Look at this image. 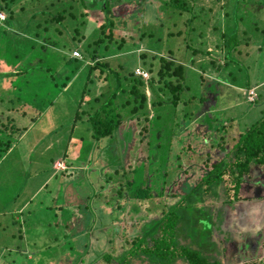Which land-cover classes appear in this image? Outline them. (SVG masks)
<instances>
[{
  "label": "rangeland",
  "instance_id": "obj_1",
  "mask_svg": "<svg viewBox=\"0 0 264 264\" xmlns=\"http://www.w3.org/2000/svg\"><path fill=\"white\" fill-rule=\"evenodd\" d=\"M183 1L172 11L165 0H111L107 19L113 24L106 29L113 39L95 44L106 22L99 2L92 8L79 0H0L5 15L0 21V148L10 144L7 153L0 151V264H105L106 256L114 262L113 255L128 248L143 223L164 210L162 203L183 195L220 160L218 144L229 148L261 117L264 0ZM59 13L65 15L61 23H44ZM179 30L182 36L167 38ZM94 50L109 70H93L89 77ZM159 57L185 66V82L166 78L182 84L176 106L164 81L158 82ZM137 70L150 73L137 84L146 109L133 116L124 109L117 131L95 142L87 114L97 107L98 94H109L103 75L112 86L110 71L124 77L142 72ZM35 78L40 85L32 87L33 96H15ZM128 79L125 85L132 84ZM248 87L253 94L245 98ZM160 100V106L153 105ZM206 113L218 124L208 128ZM76 114L81 120L73 128ZM213 125L227 127L226 132ZM55 161L67 170H54ZM252 169L239 194L243 204L226 216L224 230L231 227L235 242L225 245V264H251L264 256V170ZM149 176L151 199H133L137 187L127 188L126 181L138 184L137 178ZM63 186L71 202L64 207ZM94 195L101 206L94 205ZM86 206L89 216L80 217ZM27 218L37 224H27ZM25 241L26 250H5Z\"/></svg>",
  "mask_w": 264,
  "mask_h": 264
},
{
  "label": "trees",
  "instance_id": "obj_2",
  "mask_svg": "<svg viewBox=\"0 0 264 264\" xmlns=\"http://www.w3.org/2000/svg\"><path fill=\"white\" fill-rule=\"evenodd\" d=\"M85 1H88V3L91 2L89 5L92 8L97 6L96 3L99 2L102 5L101 9L104 17H106L105 24L100 25V36L102 37L94 43L100 44L104 42L105 38L108 41H112V34L106 29L107 26L111 28L113 24L110 19H107L111 14V0H79V2L83 4ZM117 2L119 3V0H116V3ZM163 4L166 9L167 7H171V10L175 11L177 10L176 8L183 7L185 2L183 0H165ZM186 10L188 9L185 7L184 11ZM260 13L264 14V7L263 11ZM72 15L73 14L70 13L69 17L72 18ZM50 19L53 20V22L57 21L61 23L65 19V15L59 13L49 19L47 18L44 23L49 22L48 20ZM193 21V19L187 20L188 24L191 26ZM41 23H38L36 27L39 29L42 28L40 26ZM235 26V31L237 32V25ZM46 29L45 27L42 30L45 31ZM213 29L216 31L217 28L214 27ZM37 34H35V36L39 37ZM182 35V31L179 30L175 33H167V38L174 36L180 37ZM186 49H189L188 45H186ZM196 53L197 51H192L193 55ZM141 57L145 59L143 55H141ZM90 60L89 77L93 70H99L100 74H103V69L109 70L108 65H104L98 61L96 50L92 52ZM154 65L155 60L153 59L150 63L151 68L149 69L153 78ZM156 69V76L158 75L159 77L158 82L164 81V86L173 94L170 103L176 106L183 92L182 84L178 83L174 85L171 81H166V78L177 77L182 82H185V66L177 64L174 60L159 57V64ZM110 72L113 76L112 86L110 85L111 81L106 75H103V79H101L105 81V86L109 94L105 97L104 93L101 92L93 99V105L96 104L97 107L91 115L87 114L86 111H81V114L88 115L89 129L92 132V137L95 142L109 137L117 131L122 125L123 117L121 116V111H124V109L129 116L137 115L140 111L146 109V96L140 93L137 87V84H143L141 77L134 75V73L129 76L119 77L117 74L115 75L112 73V71ZM128 77L132 79L131 85H125V82L129 81ZM152 77H150L149 80H151ZM36 79L37 78L33 79L31 84L26 81L27 83H25L20 90L22 92L21 95L15 96H33L32 93L35 88L32 89V87L40 85V82H37ZM152 80L150 82H152ZM249 88L250 87L244 92L243 96L245 98L246 95L250 96L249 91L251 88ZM120 95H122L123 98H120ZM34 96H37L36 93ZM162 103L163 101L160 100L153 102V105L160 106ZM93 105L90 107L93 108ZM10 110L14 109H9V111ZM204 112L205 110H202V113ZM80 120L81 116L76 114L73 128L77 127V122ZM216 120L217 119H213L207 113L204 114L203 121L207 123L208 128H210L213 123L217 125L218 120ZM220 122L223 121L220 120ZM216 125H213L215 130L222 131V134L226 132L227 127L222 126L216 128ZM160 133L161 130L158 131L159 135ZM221 136L223 137L224 135ZM9 147L10 144L5 143L0 148V151L7 153L10 150ZM218 147L221 154L220 160L213 163L205 175L183 195L174 194L171 196L169 202L162 203L164 210L157 215V218L144 222L136 237L129 241L128 248L122 250L117 255H113L115 259L117 258V262L115 259L114 262H112V260H107L106 256L103 261L105 264H225L222 260L225 252L228 251L225 245H230L235 242L231 227L228 230H224L226 216L237 208V204L240 202L243 204L245 199L241 200L239 194L243 183L253 170L252 168L262 167L264 170V111H262V115L258 120L238 135L237 139L229 148L219 144ZM57 162L62 161H55L53 163L54 170L62 172L67 170L66 164L64 169L57 168ZM71 178L72 175L68 176L66 180H70ZM137 181L140 182L137 184L136 181H126L125 183L127 188H131L133 184L137 187L135 193L131 191V194H133L132 198L140 202L150 200L152 196L150 185H148L150 176L143 179L139 177ZM63 188V192L59 193V198L64 207L66 202L69 204H71V202L68 201L69 194L66 187L63 186ZM93 203L95 206H100V198L95 197ZM55 207L60 208L61 205L56 204ZM87 209L88 206L84 207V211H78L80 217L85 216V218H87L89 216ZM152 212L151 210V213ZM26 223L31 225L37 224L35 219L31 218H27ZM65 227H68V225ZM69 232L71 233V231ZM215 234L218 235L217 239L214 238ZM220 235L223 236V239H219ZM11 238L15 239L16 235H11ZM18 238L21 240L20 236H18ZM34 240L36 239H32L31 244L37 246L38 242ZM28 245L29 243L26 241L20 244H12L11 246L6 245L8 248L5 250L11 252L13 249L18 253L23 248L26 250V246ZM41 248H44V245ZM251 264H264V256L262 259Z\"/></svg>",
  "mask_w": 264,
  "mask_h": 264
},
{
  "label": "built area",
  "instance_id": "obj_3",
  "mask_svg": "<svg viewBox=\"0 0 264 264\" xmlns=\"http://www.w3.org/2000/svg\"><path fill=\"white\" fill-rule=\"evenodd\" d=\"M4 20H5V15L3 13H0V21H4ZM73 55L75 57H79L80 58V55L77 52H74ZM137 71H142V72H140L139 74H136V76H140L141 78L148 77V72L147 71H143V70H137ZM250 94H253V93H250ZM56 167L60 168V169H64L65 165H64L63 162H57L56 163Z\"/></svg>",
  "mask_w": 264,
  "mask_h": 264
},
{
  "label": "crops",
  "instance_id": "obj_4",
  "mask_svg": "<svg viewBox=\"0 0 264 264\" xmlns=\"http://www.w3.org/2000/svg\"><path fill=\"white\" fill-rule=\"evenodd\" d=\"M6 94H7V92L4 94L5 95V97H6ZM41 93H40V91L38 90L37 92H36V95L38 96V95H40ZM3 102V99H2V101L0 102V104ZM10 111H13V110H10ZM107 204V203H106ZM25 206V205H24ZM23 206V207H24ZM101 206V205H100ZM104 208H106V207H108L109 205L107 204V205H102Z\"/></svg>",
  "mask_w": 264,
  "mask_h": 264
},
{
  "label": "clouds",
  "instance_id": "obj_5",
  "mask_svg": "<svg viewBox=\"0 0 264 264\" xmlns=\"http://www.w3.org/2000/svg\"><path fill=\"white\" fill-rule=\"evenodd\" d=\"M65 165V164H64Z\"/></svg>",
  "mask_w": 264,
  "mask_h": 264
}]
</instances>
